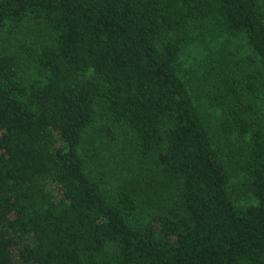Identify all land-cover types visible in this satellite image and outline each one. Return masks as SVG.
<instances>
[{"label":"trees","instance_id":"16d2710c","mask_svg":"<svg viewBox=\"0 0 264 264\" xmlns=\"http://www.w3.org/2000/svg\"><path fill=\"white\" fill-rule=\"evenodd\" d=\"M227 34L222 146L183 64ZM263 93L264 0H0V264H264Z\"/></svg>","mask_w":264,"mask_h":264},{"label":"rangeland","instance_id":"374dc122","mask_svg":"<svg viewBox=\"0 0 264 264\" xmlns=\"http://www.w3.org/2000/svg\"><path fill=\"white\" fill-rule=\"evenodd\" d=\"M198 52L191 49L187 50L184 55V71L190 70V68H194L198 72L207 76V79L199 85V102L201 103V107L208 119V124L211 126L212 133L215 137H218L217 141L219 143H230L222 139L219 135L217 128L218 123L223 115L220 107L212 102L209 98V90L207 82H210V89H213V83L219 78H217V72L223 71V76H237L242 77L249 71H255L257 58L254 56L251 51L250 45L248 41L243 36H235L232 34H227L220 37H208L206 39L205 45L202 47H197ZM213 64L218 68L216 73L210 75L209 66ZM26 68L29 67L31 72L29 73V77L36 75L35 70L29 64V61H25ZM261 97L256 100L257 105L264 113V93L260 95ZM253 99V96H252ZM118 143L124 144L128 143V140L124 138V135L120 132V138L117 140ZM233 145H228L226 148L228 151L233 149L237 143L234 141ZM223 146V145H222ZM235 150V149H234ZM238 158L240 155L236 152ZM110 157V154H109ZM233 165H239L237 160H232ZM237 165V166H238ZM249 182L246 177V174H237L233 177L232 191L235 196L241 200L239 203L242 206H248L257 203V198H255L251 192L249 191ZM173 192V191H172ZM173 194V193H172ZM157 205H155L156 207Z\"/></svg>","mask_w":264,"mask_h":264}]
</instances>
